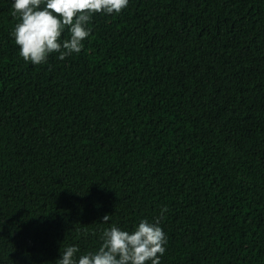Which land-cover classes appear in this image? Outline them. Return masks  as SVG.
<instances>
[{
    "label": "trees",
    "instance_id": "trees-1",
    "mask_svg": "<svg viewBox=\"0 0 264 264\" xmlns=\"http://www.w3.org/2000/svg\"><path fill=\"white\" fill-rule=\"evenodd\" d=\"M13 2L0 264H57L62 246L95 250L104 228L165 206L161 264H264V0H129L94 16L79 54L42 65L19 55Z\"/></svg>",
    "mask_w": 264,
    "mask_h": 264
},
{
    "label": "clouds",
    "instance_id": "clouds-1",
    "mask_svg": "<svg viewBox=\"0 0 264 264\" xmlns=\"http://www.w3.org/2000/svg\"><path fill=\"white\" fill-rule=\"evenodd\" d=\"M128 3L129 0H14L12 15L18 22L11 35L25 62L46 64L54 53L63 60L82 51L96 14H119ZM166 211L165 206L155 219H141L131 231L113 223L102 230L95 250L81 253L78 245L62 246L57 264H161L167 245L161 218ZM110 220V214L103 216L104 223Z\"/></svg>",
    "mask_w": 264,
    "mask_h": 264
}]
</instances>
